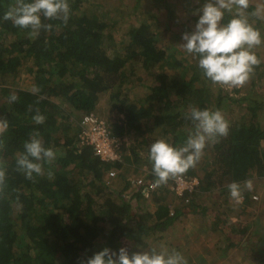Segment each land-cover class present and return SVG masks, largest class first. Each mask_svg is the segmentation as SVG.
I'll return each instance as SVG.
<instances>
[{"label":"trees","instance_id":"trees-1","mask_svg":"<svg viewBox=\"0 0 264 264\" xmlns=\"http://www.w3.org/2000/svg\"><path fill=\"white\" fill-rule=\"evenodd\" d=\"M254 1L249 0L245 13L260 30L263 15L259 0ZM86 2L69 0L68 22L43 20L52 28L35 36L0 19V117L9 121L7 131L0 134V167L6 174L0 185V264H84L95 252L105 247L118 250L125 242L136 248L151 244L150 249L154 244L159 249L150 242L153 233H165L190 215L201 214L205 224L209 207L198 203L200 196L215 190L223 194L232 182L243 187L248 180L264 177V130L256 122L264 102L248 98L252 104L248 113L239 115L235 123L225 115L230 96L202 75L197 57L173 63L170 52L177 45H159L160 34L147 20L130 28L129 40L118 50V20L105 13L90 16ZM15 3L0 0V18ZM234 14L232 8L224 12L223 22ZM172 68L179 76H171ZM21 73L32 77L38 94L16 83ZM147 80L152 83L146 86ZM132 83L143 91L136 102L125 93ZM11 93L19 97L15 103L8 99ZM102 99L111 112L100 107ZM193 107L220 109L230 127L227 136L209 143L216 168L210 169L209 162L199 167L204 169L202 175L196 167L182 174L197 177L199 183L179 198L170 188L176 177L156 183L149 148L159 139L183 144L193 130L186 119ZM37 110L46 117L43 124L32 119ZM113 111L116 116H111ZM92 114L106 121L112 137L122 142L133 131L160 133L139 143H122L121 158L107 162L81 141L82 120ZM37 132L56 157L43 165L42 175L29 179L17 169L16 160L24 142ZM142 164L147 168L139 167ZM110 172H115L114 178L108 176ZM140 178L144 184L135 185ZM154 183L158 188L146 197L144 190ZM241 196L243 204L260 198L248 190ZM97 198H103L100 205ZM220 226L227 236L224 251L228 253L239 246L232 240L239 235L232 225ZM249 229L245 226L240 232L244 235ZM163 235L158 237L162 242L167 239ZM256 260L264 264V250Z\"/></svg>","mask_w":264,"mask_h":264},{"label":"clouds","instance_id":"clouds-1","mask_svg":"<svg viewBox=\"0 0 264 264\" xmlns=\"http://www.w3.org/2000/svg\"><path fill=\"white\" fill-rule=\"evenodd\" d=\"M232 4L235 14L224 23V10L230 5L225 0H204L193 13L198 17L194 30L183 34L184 43L180 46L198 58L197 67L213 84L239 88L250 80L255 67L260 64L254 49L264 44V34L247 18L245 10L249 0H232ZM70 15L69 0H16L0 19L10 20L13 26L35 36L42 29L52 28L43 20L56 19L67 23ZM31 91L38 94L40 89L33 87ZM8 99L15 103L19 97L11 93ZM32 119L36 124H43L46 117L37 110ZM186 119L191 121L193 130L183 144L173 145L166 139H159L150 145L149 161L157 184L167 183L170 178L195 168L206 146L228 135L230 125L220 109L193 107ZM8 128L9 121L0 117V134ZM23 149L16 164L17 169L29 179L34 174L42 175L43 165L50 164L56 157L52 148L44 146L38 132L24 142ZM5 179V171L0 167V185ZM245 184L247 188H252L251 180ZM228 189L231 198L239 203L242 199L241 186L232 182ZM84 264H188V261L182 252L169 249L162 243L159 250L153 247L131 254L126 247L118 250L105 247L88 257Z\"/></svg>","mask_w":264,"mask_h":264},{"label":"rangeland","instance_id":"rangeland-1","mask_svg":"<svg viewBox=\"0 0 264 264\" xmlns=\"http://www.w3.org/2000/svg\"><path fill=\"white\" fill-rule=\"evenodd\" d=\"M160 2L161 3H153V0H87V2L84 3V8L90 16H95L97 18L100 14L105 13L110 14L118 20L117 27L120 31L115 38L118 50H122V46H124L123 43L129 40L128 33L130 28L134 27V25H138L143 20H147L158 30L157 33L160 34L159 45L162 47L169 46L171 43L177 45L178 52L174 50V47L173 49L171 48L172 52H170L172 53L173 63L177 60H193L192 55L188 56V53L180 45L184 43L182 39L183 34L186 31L194 30L198 17L193 13L202 6V0H160ZM225 3L229 4L230 8H226L224 12H228L231 8L236 11L234 4H232V0H225ZM257 4L259 11L263 15L261 22L262 27H260V30L261 33L264 34V0H259ZM175 40L178 41V43H176ZM254 51L260 59L261 66L258 68L255 67L250 80L245 85L239 88H229L216 84L217 87L223 89L224 92L230 96L225 115L228 119H233L232 121L235 123L238 121L239 115H243L247 112L248 105H252L248 98H250V100H257L258 102H264V44L256 47ZM137 65L138 64L135 63L134 66ZM170 72L171 76H179L178 71L173 68ZM27 74L28 73H21V79L16 83L24 89H32L35 82L32 80V77H29ZM138 77H140V73L132 76V81H134V79L136 80ZM151 83L152 80H147L146 86ZM131 85L132 86H128L125 89V93H128L127 97H129L131 102H136L139 97L142 98L143 91L139 86H135L133 83ZM217 90L218 89L214 92L217 93ZM244 97H247V99ZM100 105V107L105 109V113L111 112L109 104L105 99L101 100ZM113 115L116 116L114 111L111 113V116ZM256 122H258L264 130V108L258 112ZM133 132L127 135L128 138L121 142L127 145L139 143L145 139V136H150L151 139H154L155 136L160 133L159 130L153 132L152 135L147 132L145 134V131H143L142 134ZM142 156H146L144 151H142ZM212 156L213 150L208 144L203 151L201 159L197 163V173L202 175L203 173L201 171L204 169H199V167H204L208 165L209 162L208 166L210 169L216 168V166L211 163ZM139 167L147 168L145 164ZM251 181L252 188H247L246 184L242 185L241 194L246 190L252 191V194H256L260 197L259 200L257 199L255 202L243 204V199H241L238 203L231 198L229 189L223 194H220L219 190H215L213 194H204L202 197L200 196L198 198V203L203 205L208 204L209 210L207 213L209 214V221L205 219L204 224L201 214L183 217L176 226L171 227L167 232L157 235L153 233L150 237L153 240L150 242L152 244L158 242V237L164 234L163 236H166V240L168 241V248H174L182 252L188 264H259L260 261L258 262L256 259H261L264 250V177L258 176ZM86 189L88 190V187ZM107 192L109 191L107 190ZM103 196L106 197L105 192ZM96 201L97 204L100 205L103 202V198H97ZM150 202L151 201H148V204ZM196 219L200 227L194 225ZM220 223L228 225L229 228L230 225H232L233 229H235L234 231L239 235L238 238L233 237L232 239L233 243L239 244V246L229 249L228 253L224 251L228 242L227 236L221 233ZM245 226H250V229L246 234L242 235L240 230ZM193 229V234H190ZM209 229L210 232L208 233L207 231H209ZM244 242L249 246L247 247L248 251L242 252L244 249L242 250L241 246ZM214 243L216 244L214 245ZM129 244L130 243L125 242V244L120 247H126L130 254L132 252L148 250L151 246L150 244L146 248H136L134 245L131 246ZM158 246L160 245H157V247Z\"/></svg>","mask_w":264,"mask_h":264},{"label":"built area","instance_id":"built-area-1","mask_svg":"<svg viewBox=\"0 0 264 264\" xmlns=\"http://www.w3.org/2000/svg\"><path fill=\"white\" fill-rule=\"evenodd\" d=\"M82 134L81 141L83 144L89 145L93 148L96 155L102 160L107 162L117 161L121 158V145L122 142L115 137H112L106 121L99 119L95 115H87L82 120ZM110 178L115 177V172L108 174ZM199 180L197 177L179 176L174 179L171 185V190L179 198L183 197L185 193L192 192L198 185ZM135 185L144 184V179L140 178L135 180ZM157 184H151L149 189L144 190L146 197H150L151 191L153 192ZM257 200L258 198L255 197Z\"/></svg>","mask_w":264,"mask_h":264},{"label":"crops","instance_id":"crops-1","mask_svg":"<svg viewBox=\"0 0 264 264\" xmlns=\"http://www.w3.org/2000/svg\"><path fill=\"white\" fill-rule=\"evenodd\" d=\"M199 223H198V220L196 219V222L194 223V225H196L197 227H200L199 225H198ZM201 225V224H200ZM206 229V228H205ZM192 232H190V234H193V231H194V229L193 230H191ZM208 233L210 232V229H209V231H207ZM214 234H215V232H214ZM215 238V237H214ZM161 242V243H160ZM168 241L165 239L163 242L162 241H158V242H156L157 243V245H161L162 243L163 244H165V243H167ZM168 244V243H167ZM166 244V245H167ZM170 244V243H169ZM216 243H214V245H215ZM246 245H247V243L246 242H244L243 244H242V252H245V251H248V248H246ZM167 247H169V246H167ZM235 253V252H234Z\"/></svg>","mask_w":264,"mask_h":264}]
</instances>
